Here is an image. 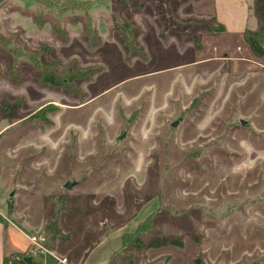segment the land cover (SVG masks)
Instances as JSON below:
<instances>
[{
    "label": "rangeland",
    "instance_id": "1",
    "mask_svg": "<svg viewBox=\"0 0 264 264\" xmlns=\"http://www.w3.org/2000/svg\"><path fill=\"white\" fill-rule=\"evenodd\" d=\"M47 1L0 0V196L38 220L63 189L92 257L139 234L115 264H264V57L238 34L264 27L259 0L224 23L217 0ZM40 54L86 77L42 85Z\"/></svg>",
    "mask_w": 264,
    "mask_h": 264
},
{
    "label": "crops",
    "instance_id": "2",
    "mask_svg": "<svg viewBox=\"0 0 264 264\" xmlns=\"http://www.w3.org/2000/svg\"><path fill=\"white\" fill-rule=\"evenodd\" d=\"M236 1L238 4L240 3L239 1H241V8L244 11L247 4L246 0H217L215 2V15L221 22L224 23V17L221 15L223 13L224 7L226 9L227 4H233V2ZM245 19L246 14L243 15V19L241 21L242 24L245 22ZM244 30L245 29L243 26L241 27L240 24L238 34H244ZM11 190L12 187L9 186V193ZM15 193L17 194V190L16 192L14 191L13 196L9 197V194L7 196H0V264H4L5 258L12 255H20L21 261L17 264H58L56 257L65 258L71 264H109L111 262V259L119 248H105L106 250L97 254L96 257H92L91 251H88L85 255V241L83 243H78L77 240L73 239L71 235L72 232L65 228V226L61 223L62 214L64 212H68L67 204L65 205L66 208L61 211L57 220L58 228L61 233L66 236V238L57 239L50 247V253L45 255H35L30 253L31 236L42 232L46 221L53 214H51L52 212L49 214L47 211L44 212V214H42L38 220L28 219L27 216H24L21 211H17L14 200L16 195ZM58 194H66L68 198L70 196V194L65 193L63 189L59 190L58 192L50 193L49 196L53 199V204L51 205L53 208L55 205V196ZM7 199H12L9 202V204L12 205V209L10 208V205L9 208L7 207ZM118 261L121 262V259L117 258L114 264Z\"/></svg>",
    "mask_w": 264,
    "mask_h": 264
},
{
    "label": "trees",
    "instance_id": "3",
    "mask_svg": "<svg viewBox=\"0 0 264 264\" xmlns=\"http://www.w3.org/2000/svg\"><path fill=\"white\" fill-rule=\"evenodd\" d=\"M37 1L41 5L48 4L47 0H37ZM258 4L264 7V0H259ZM70 9L71 8H69L68 10ZM115 23H116L115 24L116 28L121 31L122 37L124 39V44L126 48L129 49L130 53L136 52V50L138 51V49H136L135 47V41L133 38V34L137 31V29L133 28L128 22L120 23L116 21ZM218 30L223 31L224 26H221ZM85 34L89 38L90 44H93L94 39H92L93 37L90 36L89 31H86ZM244 38L247 44L249 45L251 51L256 56L258 57L264 56V27L262 28L260 32L247 29L244 33ZM3 44L6 46L7 43L3 41ZM41 54L38 56L36 60H34L35 70L39 72L40 74L38 78L40 81V84L54 87V88L71 90V89H74V82L76 80L86 77L83 74V72L76 69L73 65H70L66 69L60 71L56 67L55 64L44 62L43 59H41V56H42ZM67 200H68V196L66 194H62L56 199L53 215L50 218H48V220L46 221L44 225L43 232L46 235L45 244L48 248H50L57 239L66 238V236L63 235L61 231L59 230L57 220L59 218L61 211H63L66 208L65 205H66ZM10 208L12 209V205H10ZM138 235L123 236V245L119 249V251H117L114 254L109 264H114L115 260L118 257H123L124 259L129 260L130 262H133V257L131 258V256L127 254V251L129 250V248H132V247L138 248L139 246L143 245V241L140 235L139 236ZM167 244L175 245L179 247L183 246V243L180 237H173V238L172 237H164V238L154 237L148 246L158 248V247H161ZM20 261H21L20 255H12L10 257L5 258L4 264H17Z\"/></svg>",
    "mask_w": 264,
    "mask_h": 264
},
{
    "label": "built area",
    "instance_id": "4",
    "mask_svg": "<svg viewBox=\"0 0 264 264\" xmlns=\"http://www.w3.org/2000/svg\"><path fill=\"white\" fill-rule=\"evenodd\" d=\"M46 235L45 233L39 232L35 235L31 236V247H30V253L35 255H45L47 253H50V248L46 246ZM57 258L58 264H71L67 259L65 258Z\"/></svg>",
    "mask_w": 264,
    "mask_h": 264
},
{
    "label": "water",
    "instance_id": "5",
    "mask_svg": "<svg viewBox=\"0 0 264 264\" xmlns=\"http://www.w3.org/2000/svg\"><path fill=\"white\" fill-rule=\"evenodd\" d=\"M73 186H74L73 184L68 183V184L66 185V188L71 189ZM11 196H13V194H12Z\"/></svg>",
    "mask_w": 264,
    "mask_h": 264
}]
</instances>
